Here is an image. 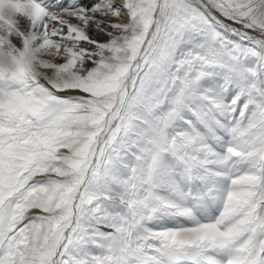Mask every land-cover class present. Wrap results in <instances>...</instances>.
Here are the masks:
<instances>
[{
    "label": "snow or ice",
    "instance_id": "6c2138e0",
    "mask_svg": "<svg viewBox=\"0 0 264 264\" xmlns=\"http://www.w3.org/2000/svg\"><path fill=\"white\" fill-rule=\"evenodd\" d=\"M0 264H264V0H0Z\"/></svg>",
    "mask_w": 264,
    "mask_h": 264
}]
</instances>
